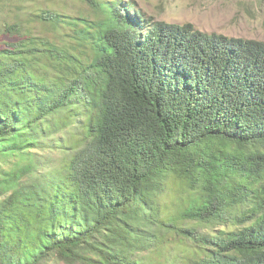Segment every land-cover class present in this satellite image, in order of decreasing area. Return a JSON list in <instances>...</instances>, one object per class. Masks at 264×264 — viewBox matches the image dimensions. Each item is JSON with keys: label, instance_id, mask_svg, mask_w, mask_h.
I'll return each mask as SVG.
<instances>
[{"label": "trees", "instance_id": "16d2710c", "mask_svg": "<svg viewBox=\"0 0 264 264\" xmlns=\"http://www.w3.org/2000/svg\"><path fill=\"white\" fill-rule=\"evenodd\" d=\"M78 2L0 25V264H264V41Z\"/></svg>", "mask_w": 264, "mask_h": 264}, {"label": "rangeland", "instance_id": "374dc122", "mask_svg": "<svg viewBox=\"0 0 264 264\" xmlns=\"http://www.w3.org/2000/svg\"><path fill=\"white\" fill-rule=\"evenodd\" d=\"M156 21L193 23L207 32L264 41V0H134ZM78 0H0V25L28 18L39 5L66 11ZM36 25V24H34ZM37 28V27H35ZM53 264H67L64 261Z\"/></svg>", "mask_w": 264, "mask_h": 264}]
</instances>
